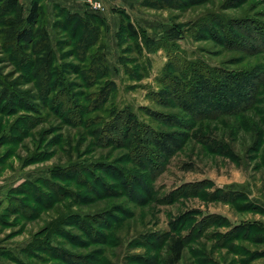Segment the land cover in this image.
Returning a JSON list of instances; mask_svg holds the SVG:
<instances>
[{
	"label": "rangeland",
	"instance_id": "1",
	"mask_svg": "<svg viewBox=\"0 0 264 264\" xmlns=\"http://www.w3.org/2000/svg\"><path fill=\"white\" fill-rule=\"evenodd\" d=\"M31 1L20 0L24 15ZM74 1L89 9L71 11ZM88 1L40 0L57 57L66 55L63 63L82 65L72 56L79 38L60 27L66 19L59 10L104 19L95 32L116 87L84 120L96 117L101 125L112 107L130 108L166 140L147 146L148 162L124 139L115 146L97 141L93 131L99 125L70 122L68 111L52 103L59 88L45 101L37 89L43 73L30 77L18 67L23 54L8 49L11 40L2 23L8 16L0 13V263L18 264L16 258L22 264H166L180 237L185 250L179 264H264V240L257 242L264 237V0H175L156 6L150 0L147 6L144 0H90L99 10ZM116 8L126 10L154 40L169 33L182 54L159 51L140 58L131 40L117 35ZM233 23L244 35L238 38L240 48L225 43L220 27ZM177 56L216 71L257 75L247 107L213 117L187 112L160 81L165 65ZM5 77L19 78V91L38 97L35 110L22 106L30 98L19 101L11 94ZM68 79L82 82L77 75ZM78 85L77 101L88 105V95L100 88ZM74 163L92 164L94 174L66 172ZM101 163L118 168L123 178L116 180ZM65 215L71 217L47 248L26 250L44 237L51 221Z\"/></svg>",
	"mask_w": 264,
	"mask_h": 264
},
{
	"label": "trees",
	"instance_id": "2",
	"mask_svg": "<svg viewBox=\"0 0 264 264\" xmlns=\"http://www.w3.org/2000/svg\"><path fill=\"white\" fill-rule=\"evenodd\" d=\"M150 1L156 6L164 5L165 2L171 3L175 0ZM0 2H2L0 13L4 11L8 16L2 20V23L6 26L5 37L11 40L10 45L7 47H10L8 49L15 54H23L18 67H24L28 76L33 77L34 73H43V79L39 80L42 85L37 87L38 92L44 95L43 99L45 97L49 98L55 87L56 89L59 88L53 96L52 103H54L55 108L68 111L69 116L67 119L70 122L72 121L75 125L82 124L86 128L99 125L93 131L97 141L108 144V146H115L120 144L121 139H124V144L133 150L135 156L145 157L148 162H151L152 159L147 146L151 143L162 146L166 136L141 123L130 108L120 111L116 107H112L109 116L102 121L101 125L99 118L88 117L89 119L86 118V120L83 118L93 111L101 109L109 96L114 93L116 87L115 82L109 79L110 69L103 52L104 46L99 45L100 34L95 32V26L101 27L104 25V19L94 13L79 15L78 13H71L65 8L59 10L66 19V24H61L60 27L70 31L69 33L75 39L79 38L72 56H75L82 65H75L62 62V59L65 60V53H62L59 58L57 57V51L52 44L46 23H43L46 17V9L40 0L31 1L27 15L23 14L20 0H0ZM142 4L147 6V0H144ZM55 8H59V4H56ZM113 13L120 18L118 37H121L122 34L128 37L132 42L134 52L140 58L159 51H166L170 53V56L174 52L181 53L177 41H170L169 33L161 39L154 40L147 34L145 29L132 21L126 10L116 8ZM217 21H219L218 24L222 23L220 20ZM235 25L237 24H225L220 25V27L224 28L222 34L225 36V43L231 47L240 48L243 43L238 38H244V35H239L236 30L232 29ZM240 28L237 29L240 31ZM244 29L249 30L250 28L244 27ZM25 44H29V46L27 47ZM58 52H61L60 47ZM140 68L145 69L143 64L140 65ZM70 75L81 77L82 82L75 83L69 80L68 76ZM253 77L255 78L257 75H252L250 72L216 71L200 61H189L185 57L177 56L176 58H170V61L165 65L160 81L169 93L168 96H174L178 104L187 112L194 116L213 117L217 114H224V112L226 114H237L240 109L247 107L251 99V96H249L250 88L255 86L252 81ZM53 78H55L54 81ZM3 81L8 90H11V94H14V97L17 98L19 95V101L31 99V102L24 103L27 105H22L23 107L27 106L24 108L30 111L35 110L32 109V103L39 99L35 97L36 95L31 90L19 91L21 86L19 78L8 81L5 77ZM78 84H82L84 88H94L95 86L100 88L97 92L88 95L90 99L88 105L80 104L77 101L78 95H81V93H76L74 88H82ZM164 94L165 91L160 93L161 97ZM47 98L44 100L49 102ZM100 165L105 171L108 170L114 173L116 180H120V174L122 175V173L119 172L118 168L109 164L106 165V163ZM66 169V172L72 171L81 175L84 173L94 174L95 171V167L87 163H74ZM94 178L96 183L100 182L106 187L105 183L100 180L101 178L95 175ZM124 182L126 183V181ZM44 183L47 186H52L47 180ZM69 217L71 215L58 217L51 221L45 229L44 237L34 240L26 250L47 248L44 246L52 242L55 234L62 230ZM263 240L264 237H261L257 239V242L262 243ZM184 250V239L176 237L170 246V255L166 260V264H179ZM12 259L16 263L22 264L18 259Z\"/></svg>",
	"mask_w": 264,
	"mask_h": 264
},
{
	"label": "crops",
	"instance_id": "3",
	"mask_svg": "<svg viewBox=\"0 0 264 264\" xmlns=\"http://www.w3.org/2000/svg\"><path fill=\"white\" fill-rule=\"evenodd\" d=\"M74 3H75V1L70 3V4H72V5H70L71 11L84 12L85 10H88L89 9V7L88 8L82 7L80 4H77V3L74 4ZM83 5H85V4L83 3ZM75 7H77V8H75Z\"/></svg>",
	"mask_w": 264,
	"mask_h": 264
},
{
	"label": "built area",
	"instance_id": "4",
	"mask_svg": "<svg viewBox=\"0 0 264 264\" xmlns=\"http://www.w3.org/2000/svg\"><path fill=\"white\" fill-rule=\"evenodd\" d=\"M88 3L91 5V7H92L94 10H99V9H101V8L98 7L96 4H93L90 0L88 1Z\"/></svg>",
	"mask_w": 264,
	"mask_h": 264
}]
</instances>
